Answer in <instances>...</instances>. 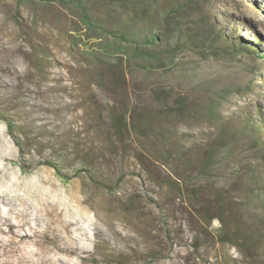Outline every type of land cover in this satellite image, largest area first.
I'll return each instance as SVG.
<instances>
[{
	"label": "rangeland",
	"instance_id": "rangeland-1",
	"mask_svg": "<svg viewBox=\"0 0 264 264\" xmlns=\"http://www.w3.org/2000/svg\"><path fill=\"white\" fill-rule=\"evenodd\" d=\"M83 1L105 19L110 0ZM169 1L219 37L145 71L74 2L0 0V264H264V0ZM155 89L218 115L182 121ZM112 102L157 114L145 145L114 134Z\"/></svg>",
	"mask_w": 264,
	"mask_h": 264
},
{
	"label": "trees",
	"instance_id": "trees-1",
	"mask_svg": "<svg viewBox=\"0 0 264 264\" xmlns=\"http://www.w3.org/2000/svg\"><path fill=\"white\" fill-rule=\"evenodd\" d=\"M60 1L76 3L89 29L102 34L107 32L124 41L132 42L134 44L133 58L143 61L141 70L145 71L150 67L144 62L145 60H154L161 64H167L169 61L176 65L179 52L185 49L209 51L215 47L219 37V33L216 32V24L209 16L204 20L201 19L194 27L191 26V28L184 30L180 3H176V5L169 1L164 4L162 3L163 0H110L105 3L107 15H104V19L101 16L93 15L83 0ZM110 20L113 26H109ZM106 42L108 46L111 45V41L107 40ZM102 69L105 71L103 66ZM106 69L100 75L99 82L104 91L111 96L116 93L115 88L126 90L128 85L127 75L111 70L110 67H106ZM153 91L160 96L159 93L162 90L155 89ZM160 100L168 104L172 102V109L167 113L182 121L187 119L188 115L193 114L194 111L196 113L197 111L198 113L203 112L212 117L218 115V107L215 102H207L203 111L199 109L198 102L181 94H167L161 97ZM137 110L135 106L120 109L115 102L107 106L111 128L118 139L121 141L138 140V143L145 145L143 141L147 140L152 134L150 127L154 126L151 121L155 119L157 114L138 113ZM149 151L151 152L150 149ZM214 161L215 154L212 150L204 159L203 167L209 169ZM175 186L181 189L179 183H175ZM255 190L258 193L259 190L254 188ZM261 205L264 208V200ZM220 237L233 244L238 243L231 232H225Z\"/></svg>",
	"mask_w": 264,
	"mask_h": 264
},
{
	"label": "bare ground",
	"instance_id": "bare-ground-1",
	"mask_svg": "<svg viewBox=\"0 0 264 264\" xmlns=\"http://www.w3.org/2000/svg\"><path fill=\"white\" fill-rule=\"evenodd\" d=\"M65 260V259H64ZM65 264V263H64Z\"/></svg>",
	"mask_w": 264,
	"mask_h": 264
}]
</instances>
